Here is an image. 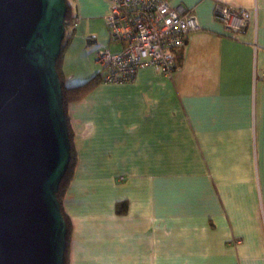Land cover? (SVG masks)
I'll list each match as a JSON object with an SVG mask.
<instances>
[{
	"label": "crops",
	"instance_id": "crops-1",
	"mask_svg": "<svg viewBox=\"0 0 264 264\" xmlns=\"http://www.w3.org/2000/svg\"><path fill=\"white\" fill-rule=\"evenodd\" d=\"M167 1L199 24L172 74L146 67L67 105V264H264V0ZM217 2L244 13L234 36L213 18ZM70 3L97 45L106 0ZM102 43L118 49L107 30ZM61 71L72 86L98 70L70 83L81 69Z\"/></svg>",
	"mask_w": 264,
	"mask_h": 264
},
{
	"label": "water",
	"instance_id": "water-1",
	"mask_svg": "<svg viewBox=\"0 0 264 264\" xmlns=\"http://www.w3.org/2000/svg\"><path fill=\"white\" fill-rule=\"evenodd\" d=\"M65 0H0V264H64Z\"/></svg>",
	"mask_w": 264,
	"mask_h": 264
},
{
	"label": "built area",
	"instance_id": "built-area-1",
	"mask_svg": "<svg viewBox=\"0 0 264 264\" xmlns=\"http://www.w3.org/2000/svg\"><path fill=\"white\" fill-rule=\"evenodd\" d=\"M106 2L104 23L108 41L118 49L95 51L100 81L130 83L146 67H153L164 76L171 75L175 69L174 51L184 45L189 32L199 28L194 12L182 5H170L167 0ZM213 18L233 36L245 24L242 11L222 2L215 3Z\"/></svg>",
	"mask_w": 264,
	"mask_h": 264
},
{
	"label": "trees",
	"instance_id": "trees-1",
	"mask_svg": "<svg viewBox=\"0 0 264 264\" xmlns=\"http://www.w3.org/2000/svg\"><path fill=\"white\" fill-rule=\"evenodd\" d=\"M65 3L67 7L66 13H65V20H64L65 21V34H64L63 41H62L60 53L56 60V70H57L59 80L62 86L63 108H64L66 125L68 128L70 158H69V162L65 170V173L59 182L58 190L56 192V197L59 202L61 214L66 224V237H65L66 244H65L64 264H67V252H68V243H69L71 226H70V220L64 211L62 203H63L65 191L68 187L69 182L72 179L74 167L77 162L76 150L73 144V132L70 126L69 117L67 115V105L70 102L77 101L83 98L87 93H89L100 82V76L98 72H96L92 76H90L87 80H85L84 82L80 84L69 86V85H66L65 83V79L61 71L62 54H63L65 47L67 46V44L69 43V41L71 40L74 34V29H75V24H76L75 17L71 13L70 0H65ZM115 207H116V212L118 214H124L127 208V203L126 201H120L116 203Z\"/></svg>",
	"mask_w": 264,
	"mask_h": 264
},
{
	"label": "rangeland",
	"instance_id": "rangeland-1",
	"mask_svg": "<svg viewBox=\"0 0 264 264\" xmlns=\"http://www.w3.org/2000/svg\"><path fill=\"white\" fill-rule=\"evenodd\" d=\"M95 29L98 37L97 45L91 42L92 39L82 31L80 26H76L73 38H71L63 51L62 62H64L66 66H69L71 70H75L77 67L79 70L81 69V71H78L79 73H76L80 74L81 77H71L68 79V83L73 80H80L84 78V76H90L95 69H99L98 65L95 64L94 53L97 50L96 47L100 49L106 48L107 46L106 43H102V39H106V28L102 23H96Z\"/></svg>",
	"mask_w": 264,
	"mask_h": 264
}]
</instances>
